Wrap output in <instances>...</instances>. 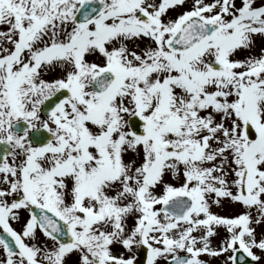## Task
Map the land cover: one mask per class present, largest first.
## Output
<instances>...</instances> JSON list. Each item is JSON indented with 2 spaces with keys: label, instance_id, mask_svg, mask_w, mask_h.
Here are the masks:
<instances>
[{
  "label": "snow or ice",
  "instance_id": "1",
  "mask_svg": "<svg viewBox=\"0 0 264 264\" xmlns=\"http://www.w3.org/2000/svg\"><path fill=\"white\" fill-rule=\"evenodd\" d=\"M0 264H264V0H0Z\"/></svg>",
  "mask_w": 264,
  "mask_h": 264
}]
</instances>
